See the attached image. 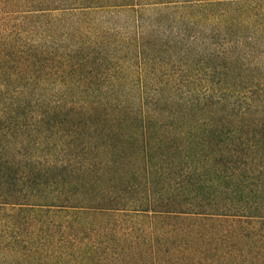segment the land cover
Segmentation results:
<instances>
[{
    "label": "trees",
    "instance_id": "16d2710c",
    "mask_svg": "<svg viewBox=\"0 0 264 264\" xmlns=\"http://www.w3.org/2000/svg\"><path fill=\"white\" fill-rule=\"evenodd\" d=\"M258 3L0 0V264H264Z\"/></svg>",
    "mask_w": 264,
    "mask_h": 264
},
{
    "label": "rangeland",
    "instance_id": "374dc122",
    "mask_svg": "<svg viewBox=\"0 0 264 264\" xmlns=\"http://www.w3.org/2000/svg\"><path fill=\"white\" fill-rule=\"evenodd\" d=\"M258 8L259 11L264 14V0H259ZM259 26H263V29H261V34L262 32L264 33V17H261V20L259 21ZM252 59L255 65H262V67H264V43L261 46H256Z\"/></svg>",
    "mask_w": 264,
    "mask_h": 264
}]
</instances>
